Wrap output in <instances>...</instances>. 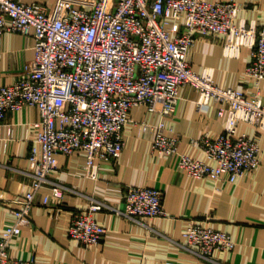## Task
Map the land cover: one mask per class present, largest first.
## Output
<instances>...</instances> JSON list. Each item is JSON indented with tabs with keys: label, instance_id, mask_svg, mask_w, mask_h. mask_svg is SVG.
Returning <instances> with one entry per match:
<instances>
[{
	"label": "built area",
	"instance_id": "2783aa9c",
	"mask_svg": "<svg viewBox=\"0 0 264 264\" xmlns=\"http://www.w3.org/2000/svg\"><path fill=\"white\" fill-rule=\"evenodd\" d=\"M236 0H55L25 2L0 0V46L7 31L35 37V56L11 84H0V140L10 111L36 107L39 118L30 126L29 158L35 165L34 181L15 210L16 222L0 233V264H38L34 258L13 255V238L29 221L35 194L44 187V203L62 202L68 187L53 179L60 168L59 154L82 152L87 175L96 178L102 162L119 160L125 146V129L137 123L131 109L147 105L163 118L157 124L141 122L154 130L152 147L165 155L179 154V168L195 178L236 181L259 168L261 146L257 136L239 133L240 122L264 132V98L244 89L216 83L213 69L195 70L190 51L198 37L224 35L227 56H238L249 45L251 61L246 75L264 80V24L236 23L242 10ZM198 91L196 104L207 109L219 104L226 118L223 132L204 134L201 144L209 160L180 151L178 136L166 132L164 119L175 115L184 86ZM119 213L135 220L165 216L164 191L131 185ZM105 204L94 200L76 213L69 236L85 245H99L106 227L96 213ZM186 246L207 260L216 250L233 251L231 233L202 221L190 220Z\"/></svg>",
	"mask_w": 264,
	"mask_h": 264
},
{
	"label": "crops",
	"instance_id": "0c3cea01",
	"mask_svg": "<svg viewBox=\"0 0 264 264\" xmlns=\"http://www.w3.org/2000/svg\"><path fill=\"white\" fill-rule=\"evenodd\" d=\"M52 4L55 0H23ZM216 1V0H209ZM242 4L236 23L264 24V0H236ZM224 35L198 37L189 57L195 70L213 69L217 84L259 92L264 98V80L256 82L246 75L251 47L243 45L238 56H227ZM35 37L7 31L0 46V84H11L35 56ZM198 91L191 85L181 90L175 115L164 119L166 132L178 136L180 151L209 160L201 137L217 136L225 128L226 118L218 115L212 102L207 109L196 104ZM36 107L10 111L7 121L13 135L0 140V233L16 222L15 210L34 181L35 165L29 158L30 139L36 130L31 122L39 118ZM137 123L125 129V146L119 160L102 162L96 178L87 175L86 156L82 152L59 154L60 168L52 175L68 187L62 202L45 204L50 193L44 187L35 194L29 221L13 238L10 251L22 258H34L38 264H264V132L240 122L239 133L258 137L262 163L259 168L236 181L191 177L179 168V154L165 155L153 150L154 130L141 122L157 124L159 112L145 104L131 109ZM131 185L160 188L167 215L131 219L119 213L125 207V192ZM98 200L105 205L96 218L107 231L99 245L85 246L69 236L73 216ZM190 220L202 221L229 232L237 242L233 251L216 250L207 260L188 248L184 232Z\"/></svg>",
	"mask_w": 264,
	"mask_h": 264
}]
</instances>
